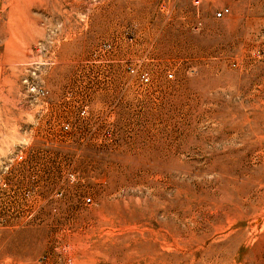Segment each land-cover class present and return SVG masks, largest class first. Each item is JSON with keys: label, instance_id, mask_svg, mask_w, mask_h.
Instances as JSON below:
<instances>
[{"label": "rangeland", "instance_id": "rangeland-1", "mask_svg": "<svg viewBox=\"0 0 264 264\" xmlns=\"http://www.w3.org/2000/svg\"><path fill=\"white\" fill-rule=\"evenodd\" d=\"M0 264H264V0H0Z\"/></svg>", "mask_w": 264, "mask_h": 264}, {"label": "built area", "instance_id": "built-area-1", "mask_svg": "<svg viewBox=\"0 0 264 264\" xmlns=\"http://www.w3.org/2000/svg\"><path fill=\"white\" fill-rule=\"evenodd\" d=\"M228 11H229L228 7H222V8H220V9H217V10L214 11V16H215L216 18H221V17L224 16ZM166 75H167L168 77H172V72H171V71H168V72L166 73ZM148 78H149V77H148V75H147L146 73H141V74H140V79H141L142 81H147ZM39 92H40L41 94H44V93H45V90L42 89V88H40V89H39ZM80 112H81V113H84V112H85V109L82 108V109L80 110ZM63 127H64V128H67V127H68L67 123H64V124H63ZM20 156H21V155H19V157H20ZM85 201H86V202H90V201H91V198H90L89 196H87V197H85Z\"/></svg>", "mask_w": 264, "mask_h": 264}]
</instances>
